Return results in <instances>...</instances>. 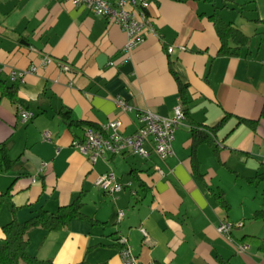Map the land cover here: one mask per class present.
<instances>
[{"label":"crops","instance_id":"1","mask_svg":"<svg viewBox=\"0 0 264 264\" xmlns=\"http://www.w3.org/2000/svg\"><path fill=\"white\" fill-rule=\"evenodd\" d=\"M199 2L151 0L156 33L125 61L127 34L84 3L0 0V77L12 83L11 71L38 66L19 83L21 104L0 91V143L17 159L11 171L0 173V199L12 186L11 197L0 201V237L14 217L13 204L24 221L82 194L83 211L102 223L76 219L58 231L34 228L28 233L32 255L55 264H122L118 239L125 236L143 262L264 264V248L245 243L249 249L241 252L217 230L228 219L239 242L264 236V216L254 217L264 211V177L258 176L264 173V119L253 131L236 117L259 118L264 107L263 43L260 36L252 40L262 36L264 0H254L253 23L240 27L251 39L238 56L218 55L219 36ZM45 56L52 61L42 65ZM172 70L187 84L186 99ZM117 97L133 109H120ZM180 102L187 117L175 130L174 154L165 159L124 153L93 163L73 145L86 127L118 118L131 134L137 109L171 116ZM21 107L34 117L23 121ZM226 112L234 116L216 133L217 146L193 142V127L213 126ZM110 170L125 184L115 194L95 184Z\"/></svg>","mask_w":264,"mask_h":264},{"label":"built area","instance_id":"2","mask_svg":"<svg viewBox=\"0 0 264 264\" xmlns=\"http://www.w3.org/2000/svg\"><path fill=\"white\" fill-rule=\"evenodd\" d=\"M75 5L86 4L94 13L104 16L110 22L117 23L128 36V41L123 47V60L128 61L134 49L141 44L148 35L155 34L156 30L153 20L148 12L151 0H71ZM186 50V46H181ZM174 51V46L168 48ZM50 57L41 58V64L50 63ZM68 70L69 66L64 65ZM38 66L33 64L25 70H14L10 72L12 82H22L25 75L35 72ZM118 107L123 111L132 110L133 107L123 98L115 99ZM23 121L34 117V113L21 107ZM187 117L185 107L180 102L175 108L173 115H163L150 109H137V123L134 132L125 134L122 130L123 123L120 119H112L98 127H86L81 137L75 138L73 145L85 154L93 163L100 158L108 159L110 156L130 153L143 159H149L157 155L161 159L174 154L173 142L175 130ZM46 139H50L48 132L44 133ZM47 168L44 164L41 171ZM35 181V179H33ZM95 184L107 193L115 194L125 188L117 174L107 171L98 175ZM130 184V183H129ZM119 218L124 216V210L118 211ZM234 223L228 219L219 222L217 230L230 243L237 246L238 250L245 252L249 249L248 244L239 242L232 234ZM122 245L120 255L122 264H155L154 262H143L134 253L128 238L121 236L118 239Z\"/></svg>","mask_w":264,"mask_h":264},{"label":"trees","instance_id":"3","mask_svg":"<svg viewBox=\"0 0 264 264\" xmlns=\"http://www.w3.org/2000/svg\"><path fill=\"white\" fill-rule=\"evenodd\" d=\"M155 1V0H152ZM215 6V12L208 15L210 21L215 26L217 34L220 39V47L218 55L220 56H238L241 53L243 47L249 45L251 36L247 35L238 25L232 21H226L219 13V7L216 5L215 0H201ZM264 22V20H262ZM175 78L177 79L180 91L184 99L187 84L183 83L178 75L172 70ZM19 83L12 82L7 83V80L0 77V91L4 97H7L13 103L21 104L22 100L19 97ZM186 110V109H185ZM187 111V110H186ZM234 115L230 112H226L222 120L213 126H208L206 129L193 127L192 135L193 142L198 144L200 142H208L217 146V140L215 138L216 133L222 128L225 123ZM239 124H245L253 131H256L260 121L264 119V107L259 118H246L236 116ZM73 123V122H72ZM92 125V124H90ZM17 159L10 157L8 153L7 143H0V173H7L13 169L16 165ZM136 180L143 186L144 181L140 179L135 169L130 171ZM258 176L264 177V173ZM12 187V186H11ZM2 193L1 203L7 201V198L11 197L10 189ZM224 205L227 204L223 199ZM84 201L82 194L78 196L74 201L69 204L62 205L57 211H50L45 208H41L35 215L30 218L20 221L16 218L15 214L19 206L13 204L12 212L14 214L13 219L3 226L4 236L0 237V262L2 264H55L52 259H41L32 255L29 252V237L30 230L41 227L47 231H58L67 227L72 221L76 219H83L89 221L93 225L102 223L98 219L87 215L83 211ZM264 216L263 210H257L254 214L255 218ZM242 243L256 244L259 248H264V236L245 235L241 240ZM122 248V245H121Z\"/></svg>","mask_w":264,"mask_h":264},{"label":"rangeland","instance_id":"4","mask_svg":"<svg viewBox=\"0 0 264 264\" xmlns=\"http://www.w3.org/2000/svg\"><path fill=\"white\" fill-rule=\"evenodd\" d=\"M215 1H216L215 2L216 5L219 7L218 9L219 13L222 14L221 16H223L227 21H233L239 27H242V25H245L246 23H251V22L253 23V21L249 22L248 20L253 18L256 12L254 0H215ZM199 5L201 6L200 11L203 12L206 11L208 14L215 12V6L213 4L199 2ZM252 33H254V31ZM261 34L262 36L260 34L257 35L255 34L252 40L254 39V37L260 36V39L258 38L259 40L257 42L263 43L261 52H264V41L263 42L261 41V37L264 38V25H263V32H261ZM255 41L256 40H254L253 42L255 43ZM134 159H136V157L130 155V160H134ZM113 170L115 171L117 170L116 165L114 166ZM35 209H37V206L28 207L29 211ZM0 264L2 263L0 262Z\"/></svg>","mask_w":264,"mask_h":264}]
</instances>
